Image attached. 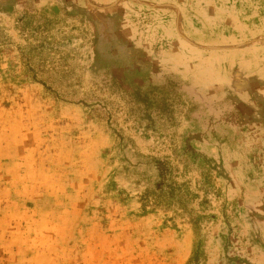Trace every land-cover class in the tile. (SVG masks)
I'll list each match as a JSON object with an SVG mask.
<instances>
[{
	"label": "rangeland",
	"instance_id": "rangeland-1",
	"mask_svg": "<svg viewBox=\"0 0 264 264\" xmlns=\"http://www.w3.org/2000/svg\"><path fill=\"white\" fill-rule=\"evenodd\" d=\"M112 2L0 0V264H264V0Z\"/></svg>",
	"mask_w": 264,
	"mask_h": 264
},
{
	"label": "crops",
	"instance_id": "crops-1",
	"mask_svg": "<svg viewBox=\"0 0 264 264\" xmlns=\"http://www.w3.org/2000/svg\"><path fill=\"white\" fill-rule=\"evenodd\" d=\"M7 1V0H6ZM117 2V3H116ZM112 3H116V7L118 8V12L120 13H124L125 12V8L127 7V9L129 8V5H126V0H113ZM130 4V3H128ZM112 5V4H111ZM126 6V7H125ZM133 6V5H132ZM264 75V73H262Z\"/></svg>",
	"mask_w": 264,
	"mask_h": 264
}]
</instances>
